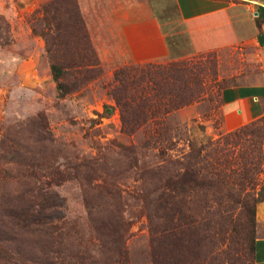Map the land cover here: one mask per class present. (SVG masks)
Returning a JSON list of instances; mask_svg holds the SVG:
<instances>
[{
	"label": "rangeland",
	"instance_id": "1",
	"mask_svg": "<svg viewBox=\"0 0 264 264\" xmlns=\"http://www.w3.org/2000/svg\"><path fill=\"white\" fill-rule=\"evenodd\" d=\"M52 1L0 0V16L10 30L7 41L0 40V133L15 130L26 146L36 145L35 130L43 136L42 127H47L53 145L43 157L53 168L33 166L20 173L54 177L51 191L58 206L52 217L60 218L58 226L64 231L70 230V247L98 256L104 242L105 250L111 249L108 243L122 235V264H253L246 236L256 238V212L254 227L248 214L264 197V117L227 130L220 94L230 86L264 84L261 54L254 43L194 54L174 1L141 0L142 13L152 12L162 24L169 58L119 64L114 51L103 63L101 35L90 30L82 13L85 0H74L97 65L63 79L69 93L60 98L44 35L55 37L53 56L60 65L68 64L70 57L81 59L83 53L77 39L67 35L64 9L69 0H56L55 27L43 11ZM248 1L257 11L264 8V0ZM87 2L90 18L102 15V6L109 5L107 0ZM255 24H260L258 19ZM175 63L177 70L172 69ZM143 64L170 67L173 75L188 81L190 102L184 97L182 106L173 108L174 100L158 97L169 93L170 79L161 89L143 84L140 91L149 100L137 107L132 123L134 117L115 104L114 74ZM139 87L136 81L130 90ZM105 105L113 108L110 116L104 113ZM188 160L204 183L200 205L194 203L195 195L182 205H174L177 197L169 204L155 203L161 182L153 172L164 167L168 177L177 180ZM86 162L90 168L77 167ZM114 191L111 198L100 195ZM199 223L198 236L185 231L179 246L171 249L175 238L164 233L166 227L186 229Z\"/></svg>",
	"mask_w": 264,
	"mask_h": 264
},
{
	"label": "trees",
	"instance_id": "2",
	"mask_svg": "<svg viewBox=\"0 0 264 264\" xmlns=\"http://www.w3.org/2000/svg\"><path fill=\"white\" fill-rule=\"evenodd\" d=\"M65 4L64 14L67 22V35L74 36L73 38L77 39L83 57L81 59L77 58V60L70 57L68 64H58L53 56L55 37L50 36L49 33L44 35L47 44L46 51L52 61L50 64L52 80L56 82L57 94L60 98L69 93L63 79L72 76V72H81L84 68L90 70V68L97 65L78 7L74 0H69ZM55 5L56 0H53L43 8L44 13L50 15L54 27L56 20L52 15L56 11ZM257 13L258 22L264 25V8L261 7ZM68 30L73 31L74 34L68 32ZM9 32L8 23L0 16V40L7 41ZM170 69V67L162 65L143 64L122 67L114 74L117 86L113 94L115 104L134 117L132 123L138 116L136 115L137 107L140 104L144 106L149 100V97L140 91V88H144V86H141L143 84H150L153 88L161 89L162 83L170 79L173 84L172 82L166 84L171 87L169 93L158 95V97L162 100H174V103L172 102L173 108L182 106L180 101L184 97H186V102H190L188 101L190 94L188 81L173 75ZM172 69L177 70L178 65L173 64ZM136 81H139L140 87L130 90V85ZM155 99H157L156 96ZM187 104L184 103L183 106ZM112 111V106H104L106 116H110ZM121 118L123 122V117ZM42 130L45 132L43 136L40 131L35 130L34 142L38 144L30 145L33 144L30 143L27 146L19 140L20 136L15 130L0 133V188H2V192L0 190V264H122L125 253L122 235L113 237V243H108L107 247H111V249L105 250L104 242L98 256L91 254L88 249L75 251L74 246L76 245L71 248L69 241L73 236L69 233L70 230L64 231L63 227L58 226L60 218L52 217L54 216L52 211H55L56 206H58L56 205L57 201L54 199L56 195L51 191V186L54 185V177L50 175L26 176L20 173L21 170L28 167L33 168V166L35 168H53L52 164L45 161L43 157L45 149L53 145L52 139L48 135L45 125H43ZM241 132H243V129L233 133V136L238 137ZM228 138L229 136L226 137V140ZM188 161L182 166L183 173L177 174V180L168 177L164 167L153 172L161 182V185L155 188V192H158V197L153 200L155 203H158V205L169 204L177 197L174 205H182V203L186 204L185 198H193V195H195L194 197H198V199H193L195 200L194 203L200 205V191L203 192L204 183L200 180V172L194 169L191 160ZM77 167L90 168V165L86 162ZM10 184L13 185V191L10 189ZM168 192L170 194H167ZM114 193L116 191L106 192L105 195L100 193V195L103 198L107 195L111 198L115 195ZM261 202H264V197L258 201V203ZM255 212L254 209L253 211L249 210L248 214V220L252 227L255 225ZM101 228L97 227L96 230L101 232ZM184 228L169 226L164 229V233L168 237L175 238L174 241L172 240L173 243L170 241V246L173 244L171 246L172 250L179 246V241L184 236L185 231L195 234L194 236L191 234L193 238L198 236V233L200 234V223ZM24 237V243L27 245L23 249L21 239ZM107 237L109 238L110 235H107ZM255 239L246 236L247 252L252 255V259ZM59 253L60 255H58ZM178 258L176 259L178 260Z\"/></svg>",
	"mask_w": 264,
	"mask_h": 264
},
{
	"label": "crops",
	"instance_id": "3",
	"mask_svg": "<svg viewBox=\"0 0 264 264\" xmlns=\"http://www.w3.org/2000/svg\"><path fill=\"white\" fill-rule=\"evenodd\" d=\"M102 15L90 18L87 0L81 6L87 26L101 35L102 62L117 52L119 64L164 61L170 44L152 12L142 13L141 0H107ZM194 54L232 48L251 41L261 54L264 69V25L248 0H173ZM87 3L89 4L87 7ZM128 3V4H127ZM95 8V7H93ZM149 13L151 16H149ZM264 76V70L261 71ZM221 109L227 130L264 117V84L236 85L222 89ZM257 235L253 264H264V202L256 208Z\"/></svg>",
	"mask_w": 264,
	"mask_h": 264
}]
</instances>
